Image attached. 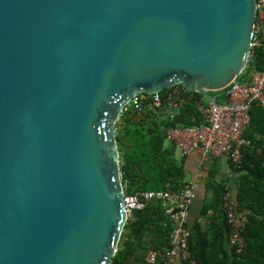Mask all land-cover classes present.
<instances>
[{"label": "water", "instance_id": "obj_1", "mask_svg": "<svg viewBox=\"0 0 264 264\" xmlns=\"http://www.w3.org/2000/svg\"><path fill=\"white\" fill-rule=\"evenodd\" d=\"M256 6L0 0V264H111L124 108L177 87L217 102L247 69Z\"/></svg>", "mask_w": 264, "mask_h": 264}, {"label": "trees", "instance_id": "obj_2", "mask_svg": "<svg viewBox=\"0 0 264 264\" xmlns=\"http://www.w3.org/2000/svg\"><path fill=\"white\" fill-rule=\"evenodd\" d=\"M264 68L263 47L253 48L249 64L241 79ZM178 99H169L172 89L160 94L162 109L149 105V97L143 101L139 115L128 109L121 114L116 124V143L119 154L120 177L127 194L165 189L178 190L186 186L185 160L177 158V146L170 141L167 131L172 128H192L205 123L204 115L198 110L200 103L207 101L196 91L187 92ZM218 103L228 101L225 92ZM215 96L216 94H210ZM174 100V101H173ZM177 102V112L170 110L169 103ZM252 120L244 129L243 137L250 145L243 150L242 168L235 171L237 210L248 217L243 235L247 242L241 254L228 248L230 227L223 211L224 186L216 181L219 161L215 160L210 170L212 202L200 209L202 215L214 212L212 224L206 232L201 226L192 229L190 249L199 264H264V106L254 105ZM231 169H235L229 161ZM123 228L117 251L111 264H124L138 250L157 251L156 264H165V254L170 248L173 223L166 216L162 202L152 201L142 211H135ZM217 245V248L216 246Z\"/></svg>", "mask_w": 264, "mask_h": 264}, {"label": "built area", "instance_id": "obj_3", "mask_svg": "<svg viewBox=\"0 0 264 264\" xmlns=\"http://www.w3.org/2000/svg\"><path fill=\"white\" fill-rule=\"evenodd\" d=\"M261 47L264 53V0H257L252 49ZM241 76L236 77L223 91L228 97L227 102L214 103L205 99L207 104H199L198 110L205 117L204 124L192 128H172L167 131L168 139L176 144L184 156L195 152L200 154L203 171L210 169L214 159L226 158L233 164L235 169L230 170L223 183L225 191L223 211L230 227L229 245L237 254H241L247 245L243 232L248 217L237 210L231 179L235 177V171L242 168L243 150L250 145V141L243 137V131L251 123V109L254 105L264 106V68L261 72L255 73L251 84H248V80L252 75L244 81ZM182 95L183 90L177 87L172 89L169 99H178ZM149 99V105L163 108L160 95L151 96ZM144 100L142 96L132 99L123 112L130 109L132 114L139 115L143 110ZM169 106L170 109H177L178 103L170 102ZM194 198L195 190L191 183L178 190L165 189L135 194H127L123 187L127 220L132 217L133 212L144 210L150 202H162L166 216L173 223L170 248L166 251L165 257L177 256L180 264H199L190 249L192 232L189 228V219ZM157 258V251L150 250L146 254V261L149 264H156Z\"/></svg>", "mask_w": 264, "mask_h": 264}, {"label": "crops", "instance_id": "obj_4", "mask_svg": "<svg viewBox=\"0 0 264 264\" xmlns=\"http://www.w3.org/2000/svg\"><path fill=\"white\" fill-rule=\"evenodd\" d=\"M182 155V154H181ZM185 160V168L187 172V180L189 183L194 185L195 190V198L192 205L191 216L189 219V228L192 232V229L196 228L197 226H201L202 232H206L210 225L212 224V217L217 218V215L212 211L208 213V215H202L200 209L206 204L212 202L213 199V192L212 188L210 187V170L203 171L201 169V161H200V154L195 152L188 156H183ZM215 160H218L220 165L219 169L217 170V174L215 177L216 181L223 183L226 181V176H228L231 166L229 164V160L226 158H219L214 159L211 162V166ZM210 166V168H211ZM232 188L234 190V195L236 197V177L231 179ZM217 248V245H215ZM227 247L231 248L229 243H227ZM218 249V248H217ZM165 264H180L179 258L176 257H164ZM124 264H149L146 261V254L143 250H138L133 257L129 258Z\"/></svg>", "mask_w": 264, "mask_h": 264}, {"label": "rangeland", "instance_id": "obj_5", "mask_svg": "<svg viewBox=\"0 0 264 264\" xmlns=\"http://www.w3.org/2000/svg\"><path fill=\"white\" fill-rule=\"evenodd\" d=\"M181 150L177 147V152H176V155H177V158L180 160L182 158V155H181ZM184 156V155H183Z\"/></svg>", "mask_w": 264, "mask_h": 264}]
</instances>
